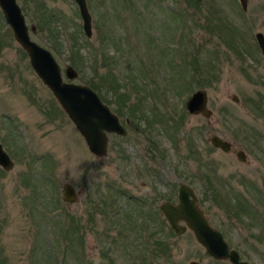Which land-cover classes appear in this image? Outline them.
Masks as SVG:
<instances>
[{
	"label": "rangeland",
	"instance_id": "obj_1",
	"mask_svg": "<svg viewBox=\"0 0 264 264\" xmlns=\"http://www.w3.org/2000/svg\"><path fill=\"white\" fill-rule=\"evenodd\" d=\"M17 1L30 37L53 53L63 79L97 87L119 108L127 134L109 133L107 154L92 153L0 8V142L14 161L0 167V264H231L208 254L190 229L170 232L159 204L177 201L180 182L193 187L242 258L264 264V53L255 38L264 34V0H248L246 10L238 0H86L91 37L75 0ZM37 6L52 13L49 25L38 26ZM68 64L77 71L72 79ZM112 72L129 101L112 92L105 79ZM199 87L209 117L185 107ZM212 133L233 150L214 147ZM42 157L52 170L47 186L36 188ZM64 182L81 190L76 202L62 198ZM147 211H159L158 221Z\"/></svg>",
	"mask_w": 264,
	"mask_h": 264
},
{
	"label": "water",
	"instance_id": "obj_2",
	"mask_svg": "<svg viewBox=\"0 0 264 264\" xmlns=\"http://www.w3.org/2000/svg\"><path fill=\"white\" fill-rule=\"evenodd\" d=\"M242 9L248 8V0H238ZM82 18V27L87 37L92 35V16L86 0H75ZM0 8L7 24L11 27L16 41L26 50L29 61L35 73L42 82L53 92L54 96L67 113L75 127L83 136L88 149L97 156H104L108 149V134L113 132L121 135L127 134V129L119 121V116L97 91L88 84L64 80L60 64L53 53L45 46L30 37L25 16L17 0H0ZM31 29H34L31 26ZM256 41L264 53V34L255 32ZM67 78L76 77L77 71L68 64L64 69ZM233 100L238 101L234 94ZM207 90L199 87L194 90L185 102L188 113H201L209 117L212 110L207 106ZM210 143L229 151L232 143L218 133L208 137ZM239 160H246V153L242 148L236 151ZM14 161L8 151L0 142V167L9 170ZM62 198L68 202H76L81 193L73 184L64 182L61 187ZM178 199L176 202L164 200L159 208L175 234H182L190 229L196 241L216 259H227L231 264H252L240 257V253L231 247L221 230L211 224L204 209L198 204V197L193 187L185 182L178 185ZM187 264H200L196 259Z\"/></svg>",
	"mask_w": 264,
	"mask_h": 264
},
{
	"label": "trees",
	"instance_id": "obj_3",
	"mask_svg": "<svg viewBox=\"0 0 264 264\" xmlns=\"http://www.w3.org/2000/svg\"><path fill=\"white\" fill-rule=\"evenodd\" d=\"M23 8H25L26 10H27V6H25V5H23ZM36 12L37 13H40V15H39V17H38V19H37V24H38V26H41V24H43V22H46L48 25H49V22L52 20L51 18H52V13L51 12H47V10L45 9V7H40V6H37L36 7ZM42 28V27H41ZM72 47L74 48V49H72V52L73 53H77V51H78V48H79V46H76V44H75V46L72 44ZM181 69V68H180ZM98 71V70H97ZM109 71H111L110 69H109ZM180 72V71H179ZM113 73V72H112ZM180 73H183L184 75H187V74H185L184 72H183V70H181V72ZM193 73V72H192ZM189 74V73H188ZM200 75H201V73H200ZM110 78H105L106 80H107V82H109L111 85H113L114 86V90L113 89H111L112 90V92L114 93V95L116 96V98H118L119 99V95H121V97L122 98H124V101H129V98H128V95H129V93L127 92V90H125V92H119V78H117L116 76H115V74L113 73V75L112 74H109L108 75ZM189 76H190V74L188 75V76H186V77H184V78H186V79H184L185 80V82L187 83V82H190V78H189ZM104 79V78H103ZM93 80H94V78H93ZM92 88H94V87H92ZM96 89H97V87H95ZM94 88V89H95ZM120 93V94H119ZM128 104L131 106L130 107V112H131V114L132 115H135V112H136V110H137V107H138V105L137 104H139V102H137L136 103V101H132V102H128ZM117 114H118V116H119V114L120 115H122L120 112H119V108L117 107ZM181 114L183 115V113L181 112L180 114H179V117H181ZM136 116V115H135ZM183 117V116H182ZM215 147V146H214ZM37 160L36 161H38V160H40L41 159V157H38V158H36ZM42 164H43V167H44V165H45V168H42V170L39 172V174H38V176L36 177V181H37V184L35 185V187L36 188H39V187H43V186H47V183H48V179H49V174H51V168L49 167V166H47V170H46V164H45V160H43V157H42ZM210 172H206L205 173V177H206V182L208 183V187H211V188H213L212 187V182H211V179H210ZM122 195H124V194H122ZM213 195H214V200H216L217 198H218V191L217 190H214V192H213ZM219 196H220V194H219ZM238 200H239V204L241 205V209L243 208L242 207V205H243V203H244V208H243V210L245 209V210H247V211H249V208H248V206H246V201L244 200V199H240V197L238 198ZM157 213V214H156ZM145 215H146V217L148 218V219H154L155 221H158L157 220V216H158V214H159V211H156V212H149V211H147V212H145L144 213ZM162 222H164L165 223V221H164V219L162 220ZM71 224H72V222H70V223H68L67 224V226L64 228V232H65V235H64V237H66V238H68L69 239V242L68 243H71L72 241H71V234H72V231H71V228H70V226H71ZM169 230H170V232L172 233L173 232V230L171 229V227H169ZM156 237H158V238H156V245H158V247L159 248H165L166 246H167V244H166V242L164 241V239L162 238V237H160V236H156ZM64 245H66V243H64L63 241L61 242V246H62V248H63V246Z\"/></svg>",
	"mask_w": 264,
	"mask_h": 264
},
{
	"label": "flooded vegetation",
	"instance_id": "obj_4",
	"mask_svg": "<svg viewBox=\"0 0 264 264\" xmlns=\"http://www.w3.org/2000/svg\"><path fill=\"white\" fill-rule=\"evenodd\" d=\"M119 121L121 122V119H120V117H119ZM122 123V122H121ZM123 124V123H122ZM126 128V127H125ZM121 135V134H120ZM232 143V142H231ZM239 148H237V149H235V153H236V151L238 150ZM231 150H233V143H232V146H231V149L229 150V151H225V152H230ZM178 192V191H177ZM247 206H249L250 207V205L249 204H247ZM222 232V231H221ZM223 233V232H222ZM224 235V234H223ZM229 243V242H228ZM231 246V245H230ZM232 247V246H231ZM235 248V247H234ZM239 252V251H238ZM240 253V252H239ZM240 257H241V255H240ZM242 258V257H241ZM242 259H244V258H242ZM244 260H247V259H244ZM247 261H249V260H247ZM250 262V261H249ZM252 263V262H251ZM253 264V263H252Z\"/></svg>",
	"mask_w": 264,
	"mask_h": 264
}]
</instances>
